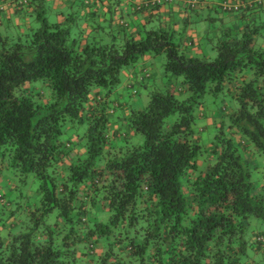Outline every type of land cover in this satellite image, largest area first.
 Segmentation results:
<instances>
[{"label":"trees","instance_id":"1","mask_svg":"<svg viewBox=\"0 0 264 264\" xmlns=\"http://www.w3.org/2000/svg\"><path fill=\"white\" fill-rule=\"evenodd\" d=\"M78 13L0 34V264H264V23L206 59ZM149 54L167 80L140 110L119 92Z\"/></svg>","mask_w":264,"mask_h":264},{"label":"crops","instance_id":"2","mask_svg":"<svg viewBox=\"0 0 264 264\" xmlns=\"http://www.w3.org/2000/svg\"><path fill=\"white\" fill-rule=\"evenodd\" d=\"M25 1L26 3L23 4ZM25 1L0 0V34L9 36L15 34L23 22L27 21V15L34 14V2ZM145 1L56 0L54 9L57 11V20L65 19V14L62 13L64 10L71 11L70 13L79 12L78 17L83 20L82 27L90 29H92L90 27L92 24L96 25L99 22L106 23L105 25L108 26L111 21L113 29L118 24H122L130 30L139 28L169 30L175 36L174 41L181 44L189 58L215 59L218 51L214 48V44L220 42L219 38H225L221 34L222 28L233 27L236 32H244L250 30L249 25L253 22L252 29L264 23V8L253 13L250 21H245L237 14L222 11V2H240L241 0H200V4L195 8L188 6L186 0H173L161 6L149 8L145 6ZM88 12L99 16L98 19L95 17L91 25H88L84 19V15ZM223 21L226 24H223ZM257 38L258 43L264 47V37ZM209 46L214 50L212 54L208 53ZM162 57L164 55L149 54L137 64L126 67L123 74V85L119 92L122 99L125 97L133 101L137 108L143 109L149 96L147 88L158 83L163 85L167 80L164 76L165 60ZM150 66H152L151 70H149ZM159 67L161 69L158 71ZM250 72L249 69L244 70L243 78H248ZM141 79L145 81L147 87L143 85V82L140 83ZM131 86L139 87L138 93L131 95L126 91L127 88L130 90ZM118 124L120 126L112 125L111 128L121 127V123ZM130 132L134 135L132 131Z\"/></svg>","mask_w":264,"mask_h":264},{"label":"rangeland","instance_id":"3","mask_svg":"<svg viewBox=\"0 0 264 264\" xmlns=\"http://www.w3.org/2000/svg\"><path fill=\"white\" fill-rule=\"evenodd\" d=\"M28 1H31L32 3L34 2V6H36L37 9L40 10V12H45L47 14V16H48L49 21H51V22H55L56 21V19L58 17L57 16V11L54 9V4H55L56 0H28ZM64 11H67V12H64ZM64 11L62 12L64 14H69L71 12V11H68V10H64ZM213 51L214 50L209 46L208 53L209 54H212ZM162 58L165 60V56L162 57ZM157 65H159V64H157ZM151 68H152V66L149 67V70H151ZM160 69L161 68L159 67L158 68V71ZM128 85H130V83ZM159 85L161 86L162 83H160ZM137 89H139V87H137V86H131L130 87V90H132V92L133 91H138ZM227 102H231V104H234V106H235V103H234L233 100H227ZM210 108L212 110H216L218 108V106L216 107L215 104H212L210 106ZM78 128L80 130V133H83L86 130V126H79ZM138 137H139V141H142L143 140L142 135H138ZM135 140L137 141V139H135ZM108 218H109V213H102L101 214V217H100V220L103 221V222H106L108 220ZM253 220L254 221H252V225L253 226H256V224H257V221L256 220L257 219L256 218H253ZM262 229L264 230V227ZM256 257H260V255H258Z\"/></svg>","mask_w":264,"mask_h":264},{"label":"built area","instance_id":"4","mask_svg":"<svg viewBox=\"0 0 264 264\" xmlns=\"http://www.w3.org/2000/svg\"><path fill=\"white\" fill-rule=\"evenodd\" d=\"M173 0H146L145 1V6L146 7H155V6H161L163 4H166L168 2H172ZM23 2V4H25ZM186 3L188 6H191L192 8H195L200 4V0H186ZM264 5V0H245L242 2H230V1H224L221 4V9L224 12L227 13H234V12H239L244 9L251 8L253 6H263ZM264 242V240L262 239Z\"/></svg>","mask_w":264,"mask_h":264}]
</instances>
